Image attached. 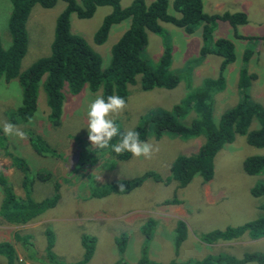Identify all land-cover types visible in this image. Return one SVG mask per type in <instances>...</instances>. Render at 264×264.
I'll return each mask as SVG.
<instances>
[{
	"label": "rangeland",
	"instance_id": "374dc122",
	"mask_svg": "<svg viewBox=\"0 0 264 264\" xmlns=\"http://www.w3.org/2000/svg\"><path fill=\"white\" fill-rule=\"evenodd\" d=\"M131 1L120 0L119 3L125 7ZM201 1L202 11L207 14L243 12L246 15V22L237 25L235 30L226 21L215 20L210 32L212 39H229L233 43L235 56L221 74L223 88L211 94L210 108L214 123L239 100L236 85L241 66L254 75L247 88L249 98L264 108V0ZM63 7L64 3L59 0L51 8L45 9L38 5L31 8L27 18V45L19 62V72L24 71L35 59L48 55L54 20ZM8 9L9 1L0 0V42L3 48L8 47L10 42L6 28ZM109 11V6H99L88 18H77L75 14L69 17L70 31L82 36L99 54L101 68L108 64L111 45L129 25V18L112 24L105 41L100 45L94 44L92 35ZM167 12L175 17L179 15L173 10L171 0H168ZM160 25L169 42L170 68L179 76V82L172 89L141 91L138 87L139 75L135 76L136 83L127 86V109L116 118V124L122 132L133 129L148 112L169 110L198 85H202L205 80L215 79L219 74L220 56L212 53L199 55V49L204 44L200 27L187 34L181 27L171 23L162 22ZM245 51L250 56L243 64L241 61ZM162 52V37L147 32V43L142 52L147 62L155 65ZM96 96H100L98 91L89 92L83 86L79 93L67 97L62 104L60 122L55 125L47 117L49 109L42 90L38 88L36 109L31 118L26 123L14 124L8 113L20 104V87L16 78L8 81L0 79V174L7 178L18 199L27 196L28 200L39 201L57 194L54 205L30 221L21 224L5 221L4 227L0 226V242H8L14 250L13 264L77 261L83 251L80 239L84 234L95 238L93 254L86 264H114L117 260H120V264H138L145 239L142 223L151 219L153 222L152 228L149 227L151 232L146 256L153 264H194L195 260L200 261L206 256L226 254L240 258L244 253L264 252V237L254 240L244 234L233 241L209 244L199 239L201 233L241 225L264 214V210L260 209L264 205V194L252 196L249 193L251 186L264 181V174H247L242 167L245 157L264 156V145L251 146L245 134L235 135L231 143L222 144L215 153L212 177L207 182L202 183L197 173L183 187H177L174 181L164 185L145 178L126 194L111 193L93 197L90 191L95 184L128 180L145 172H153L161 178L168 176L173 158L195 152L204 140L202 135L183 137L164 134L159 139L148 135L144 140L152 142L158 151L147 159L130 154L123 161L113 155L90 152L95 146L87 139L85 109ZM194 116L190 111L179 122L187 125ZM4 122L12 123L24 131L26 139L14 134L6 135L3 131ZM258 126L256 118H252L247 128L252 130ZM29 134L40 136L49 148H53V154L45 157L37 154L29 144ZM75 136H82L81 144H78ZM83 148L89 151H83ZM81 150L83 161L87 163L82 164V161L73 167ZM5 151L24 159L29 176L34 177L37 173H47L48 176L43 181L34 179L31 186L25 182L23 186V176L10 166ZM92 176L94 184L90 179ZM163 199H175L178 204H161ZM39 220L43 221L39 223ZM178 220L184 223L185 237L176 245L175 226ZM44 229L50 232V236L43 234ZM16 235L28 236L27 242L22 245L15 239ZM122 236L123 250L118 251L119 244L115 243V239ZM49 239L53 259L48 258L44 250ZM4 261L3 257L0 263ZM209 261L206 260V263Z\"/></svg>",
	"mask_w": 264,
	"mask_h": 264
},
{
	"label": "trees",
	"instance_id": "16d2710c",
	"mask_svg": "<svg viewBox=\"0 0 264 264\" xmlns=\"http://www.w3.org/2000/svg\"><path fill=\"white\" fill-rule=\"evenodd\" d=\"M8 1L6 28L10 42L6 48H3L0 42V79L8 81L16 78L20 87V104L10 109L8 113L10 121L14 124L26 123L31 118L36 109L38 88L42 90L49 109L47 117L56 125L60 122L63 101L67 97L79 93L83 86H86L89 92L98 91L100 96L107 97L115 94L125 98V100H127L129 92L127 86L136 83L135 76L137 75H139L138 87L141 91L175 87L179 82V76L175 70L170 68L169 42L160 25L162 22L181 27L187 34H191L200 27L204 44L199 49V55L204 56L212 53L221 58L219 74L215 79L205 80L202 85H198L179 103L173 104L169 110L159 109L148 112L146 117L133 128L140 132L141 140H144L148 135L154 139H159L164 134L183 137L202 135L204 140L198 149L188 155L175 156L170 163L168 176L161 178L153 172H145L128 180L95 184L90 191L91 196L103 197L111 193L115 195L126 194L139 186L145 178H151L153 181L161 182L164 185L174 181L177 187H183L197 173L201 176L203 183L212 177L215 153L222 144L231 143L235 135L245 134L246 141L251 146L262 147L264 145V108L259 103L252 101L247 94V88L251 80L254 79V75L248 73L245 66H241L238 70L236 86L240 95L239 100L221 114L217 123H214L211 116V94L223 88L224 80L221 74L225 66L234 61L235 56L233 43L229 39L224 37L212 39L210 32L215 20L226 21L235 30L237 25L246 22V15L243 12L207 14L202 11L201 0H171L173 10L179 14L175 17L167 12L168 0H132L125 7L120 6V0H61L64 7L54 20L48 55L35 59L24 71L19 72V62L27 45V18L31 8L34 5L45 9L51 8L59 0ZM99 6H109L110 11L103 17L92 35L94 44L100 45L105 41L108 29L112 24L129 18L127 29L111 45L108 64L104 68H101L99 54L91 48L82 36L72 33L69 27L71 14H75L77 18H88ZM147 32L160 35L163 41V52L155 65H150L142 55L147 43ZM233 34L236 36L235 33ZM249 56V52L245 51L241 62L245 64L249 60ZM190 111L195 114L194 119L187 125L184 122L180 123L179 120H182ZM252 118H256L259 126L248 130L247 126ZM28 136L29 144L37 154L44 157L53 154V148H49V145L40 136L32 134ZM75 138L78 140V144H81L79 142L82 136H75ZM118 140L119 137H115L111 143L115 144ZM83 151H89V149L83 148ZM90 152L113 155L123 161L130 156V153L127 152L117 155L111 148L98 149L94 147ZM81 153L82 150L78 152V158L73 167L83 161ZM4 155L8 157L10 166L18 170L23 176V186H25V182L31 186L34 179L43 181L48 176L47 173H37L34 177L29 176L28 166L24 159L9 151H5ZM84 163L86 164L87 161L82 162V164ZM242 167L247 174H264V156H247L242 162ZM90 179L94 184L93 176ZM120 183L125 186L123 192L119 191L118 185ZM0 190L2 193L0 216L6 222L13 224L30 221L46 208L52 207L57 200L56 193L51 198L39 201L28 200L27 196L24 199H18L7 178L1 174ZM249 193L252 196L264 194V181L251 186ZM161 204H178V201L163 199ZM260 209L264 210V205ZM152 222L151 219L142 223L145 239L139 252L138 264H153L152 260L150 261L146 256V245H148L149 233L151 232L149 227L152 228ZM183 227L184 223L178 220L175 226L174 241L176 245L185 237ZM44 234L50 236V232L45 229ZM244 234L249 239L264 236V214L241 225L227 226L221 230L201 233L199 239L209 244L217 241H233ZM27 237L16 235L15 239L25 244ZM123 238L122 236L117 240L115 239V243L119 244L118 251L123 250ZM94 243L95 238L93 236L82 235L80 244L83 251L79 260L55 264H86L92 256ZM44 250L47 257L53 259L52 251H50V239L47 241ZM0 255L5 258L3 263L13 264L15 254L9 243L0 242ZM208 259L210 261L206 263ZM245 262L264 264V252L244 253L240 258L226 254H219L214 257L206 256L200 261L195 260L193 263L243 264ZM114 264H120V260Z\"/></svg>",
	"mask_w": 264,
	"mask_h": 264
},
{
	"label": "clouds",
	"instance_id": "9594fccd",
	"mask_svg": "<svg viewBox=\"0 0 264 264\" xmlns=\"http://www.w3.org/2000/svg\"><path fill=\"white\" fill-rule=\"evenodd\" d=\"M126 109V100L119 95L113 94L107 97L101 95L91 100L85 109L88 141L98 149L111 148L117 155L127 152L136 158H151L154 152L158 151L152 142L141 140L140 132L134 129L121 132L116 124V118L121 116ZM3 131L6 135L14 134L20 139H26V133L12 123L4 122ZM115 137H119V140L112 144L111 141ZM118 188L120 192L125 191L123 183H120Z\"/></svg>",
	"mask_w": 264,
	"mask_h": 264
},
{
	"label": "crops",
	"instance_id": "0c3cea01",
	"mask_svg": "<svg viewBox=\"0 0 264 264\" xmlns=\"http://www.w3.org/2000/svg\"><path fill=\"white\" fill-rule=\"evenodd\" d=\"M1 196H2V193H1V191H0V202H1ZM42 214V213H41ZM43 220H39V223H41ZM5 222V220L2 218V217H0V223L2 224H0V226H2V228L4 227L3 226V223ZM43 234H44V230H43ZM23 236V235H22ZM262 237H264V236H262ZM261 237V238H262ZM257 239H260V238H257ZM257 239H254V240H257ZM17 240V239H16ZM18 241H20V240H18ZM6 242V241H5ZM8 243V242H7ZM20 243L22 244V245H24L21 241H20ZM93 254V253H92ZM2 259H3V256H1L0 255V260L2 261ZM27 259V256H26V254H25V260ZM20 260V259H19ZM15 261V260H14ZM23 264H31L30 262H25V263H23Z\"/></svg>",
	"mask_w": 264,
	"mask_h": 264
}]
</instances>
